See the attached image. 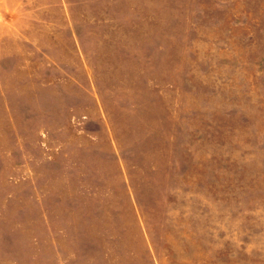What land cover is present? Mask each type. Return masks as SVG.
<instances>
[{
	"label": "rangeland",
	"instance_id": "rangeland-1",
	"mask_svg": "<svg viewBox=\"0 0 264 264\" xmlns=\"http://www.w3.org/2000/svg\"><path fill=\"white\" fill-rule=\"evenodd\" d=\"M0 264H264V0H0Z\"/></svg>",
	"mask_w": 264,
	"mask_h": 264
}]
</instances>
